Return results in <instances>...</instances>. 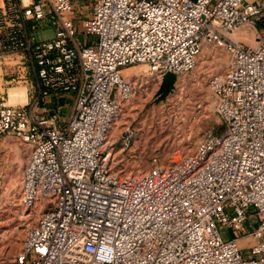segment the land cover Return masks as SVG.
I'll list each match as a JSON object with an SVG mask.
<instances>
[{
	"label": "built area",
	"instance_id": "1",
	"mask_svg": "<svg viewBox=\"0 0 264 264\" xmlns=\"http://www.w3.org/2000/svg\"><path fill=\"white\" fill-rule=\"evenodd\" d=\"M263 19L264 0H2L0 136L31 148L21 202L43 210L17 264H264V27L257 47L229 37ZM43 23L55 35L38 41ZM211 44L230 55L210 80L225 131L169 166L118 170L122 103L194 70ZM19 83L26 102L11 103ZM62 94L75 100L66 121ZM136 136L125 128L122 152Z\"/></svg>",
	"mask_w": 264,
	"mask_h": 264
},
{
	"label": "rangeland",
	"instance_id": "2",
	"mask_svg": "<svg viewBox=\"0 0 264 264\" xmlns=\"http://www.w3.org/2000/svg\"><path fill=\"white\" fill-rule=\"evenodd\" d=\"M260 32L259 28L246 25L229 37L257 47ZM35 35L38 41L50 40L55 30L52 25L43 23ZM86 38L80 36L82 42ZM88 39L94 41V37ZM229 64L227 51L211 44L204 48L194 70L177 77L175 89L166 100L158 101L161 86L151 81L138 84L133 98L122 103L109 135L115 151L114 166L124 174H137L155 166L166 167L193 153L207 130L222 134L226 124L215 112L210 80L214 74L225 71ZM146 71L147 66L137 65L123 74L132 80ZM14 88L26 89V86L19 83L14 84ZM128 126L136 130V141L129 151L122 152L120 141ZM30 157L29 146L14 137L0 136V264H17L26 234L43 212L40 207L27 209L21 202Z\"/></svg>",
	"mask_w": 264,
	"mask_h": 264
},
{
	"label": "crops",
	"instance_id": "3",
	"mask_svg": "<svg viewBox=\"0 0 264 264\" xmlns=\"http://www.w3.org/2000/svg\"><path fill=\"white\" fill-rule=\"evenodd\" d=\"M1 4H2V0H1ZM263 27H264V19L260 23H258L256 28L257 29L259 28L260 30H262ZM128 70L129 68L125 69L123 72H126ZM0 73H1V70H0ZM52 101L59 102L62 104L61 106L62 121H66L74 109V105H75L74 96L72 94H62L57 98L53 97ZM256 242H257V238L253 236L252 234L249 236L241 237L238 240V243L242 249H248L249 247L254 245Z\"/></svg>",
	"mask_w": 264,
	"mask_h": 264
},
{
	"label": "water",
	"instance_id": "4",
	"mask_svg": "<svg viewBox=\"0 0 264 264\" xmlns=\"http://www.w3.org/2000/svg\"><path fill=\"white\" fill-rule=\"evenodd\" d=\"M259 41V37L257 39V43ZM177 81V76L173 73H168L165 75L163 84L158 94V101L166 100L167 96L173 92L175 89V84ZM214 107L216 106V99L213 97Z\"/></svg>",
	"mask_w": 264,
	"mask_h": 264
},
{
	"label": "bare ground",
	"instance_id": "5",
	"mask_svg": "<svg viewBox=\"0 0 264 264\" xmlns=\"http://www.w3.org/2000/svg\"><path fill=\"white\" fill-rule=\"evenodd\" d=\"M10 93V100H12L13 102H17V101H25L27 99V93H26V89H10L9 91ZM18 102V103H20Z\"/></svg>",
	"mask_w": 264,
	"mask_h": 264
}]
</instances>
